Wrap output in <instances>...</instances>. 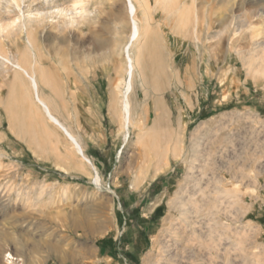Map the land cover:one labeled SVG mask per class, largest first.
<instances>
[{"label":"rangeland","instance_id":"374dc122","mask_svg":"<svg viewBox=\"0 0 264 264\" xmlns=\"http://www.w3.org/2000/svg\"><path fill=\"white\" fill-rule=\"evenodd\" d=\"M63 1L67 16L87 9L88 27L63 34L49 29L37 34V46L67 107L57 101L58 111L83 149L85 142L101 144L85 153L93 149L98 161H91L93 169L59 134L46 136L13 73L0 75V264H145V257L156 261L175 252L184 256L179 264H264V54L262 63L254 60V47L264 40V12L237 30L240 37L205 36L234 14L264 10V0H194L197 39L191 18L177 27L175 15L152 7L131 94L145 133L121 122L117 83L125 78L122 47L130 33L125 0ZM11 2L0 0V24L19 15ZM17 39L23 42L22 34ZM11 40L3 38L5 48ZM157 113L167 117L174 138L164 126L151 127ZM155 179H161L158 192ZM200 188L218 200L204 204L208 214L192 217L196 234L204 235L199 252L195 241L193 248L174 244L173 231L180 232L177 239L190 236L179 222L180 202L189 195L199 200ZM156 204L159 211L148 217ZM121 211L129 213L126 224ZM108 230L121 243L118 256L99 248Z\"/></svg>","mask_w":264,"mask_h":264},{"label":"bare ground","instance_id":"6f19581e","mask_svg":"<svg viewBox=\"0 0 264 264\" xmlns=\"http://www.w3.org/2000/svg\"><path fill=\"white\" fill-rule=\"evenodd\" d=\"M11 1H12L11 4L14 3L16 9L18 8L19 11H17V12L19 13V15L16 18H14L13 20H11V22L8 24L6 22H5V24H0V33L5 31V30L8 31L7 35H5L4 37H2V36L0 37V75L2 74L4 77H7L10 72L13 73L12 74V80L14 81V83H16L15 84V86L17 85L16 88H19V92H20V95L22 96V99L24 100V102H26V104L28 105L31 112L34 113V115L42 123L44 133L46 134V136H52V134L54 135L55 133L59 134V137H61L62 139H65L69 143V145L72 146V148L74 149L76 154L83 161H85L87 164H89L93 168L94 165H92L90 159L84 154L83 146H82V142H81L80 137L76 133H74L72 128L66 123L67 118L65 119L62 116V114L58 111L59 109L56 105L57 101H59V104L61 105V107L59 106L60 109L63 108L66 111L67 107H65V104L62 102L63 98H61L57 94V90L55 89L56 88L55 82L52 79V77L48 71V68L44 67L42 59H41V54L39 52V47L37 46L38 45L37 44V36H38L37 34L41 35L49 29L57 32L58 34H63L65 32H67L68 30H72V29H77V30H80L81 32H84L86 30V28L88 27L86 22L89 20V18H88L89 12H87V9L81 8L79 13L67 16V14H65V13L68 11V9L64 8V5H62L61 0H11ZM78 1H80V0H75L74 4L77 3ZM21 3L24 4V5H22L23 6L22 8H21ZM125 3H126L127 13H128V17H129V25H130V31L129 32L130 33L128 36V40L126 41V43L122 47L123 48V54L125 57V78H122L117 83V87H118V89L120 91V95H121L120 96L121 97L120 98V111H121V117H122L121 122H123V124H122L123 128H128L130 125H133V126L136 125L141 129L140 132L145 133V131H147V130L144 129L145 128L144 125L140 121L138 122V124H136L135 106L133 104L131 94H132V91L134 88L133 73H134V71L138 70L137 68L139 67L140 60H141L140 57L142 56V51L140 48H141V46L145 45V42L149 41V35L150 34H148V32H149L148 30H150V22H149L150 11H151L152 7L158 6V8L162 9L168 16L175 15L176 20H177L176 21L177 27L186 26L187 23L189 22L190 18H191L193 20L192 24L194 26L193 25L192 26H193V34L195 35V38L198 35V31L196 29V26H198V24H199V15L197 14V12L195 14L194 0H154V5H152V0H125ZM256 3H258V2H256ZM12 7H14V6L12 5ZM257 9H258V7H257ZM64 10H65V13H64ZM162 10H159V11H162ZM138 12H139V14L142 15V18L141 17L139 18L137 16ZM263 12H264V10L259 9L258 11H256V13H253V14H248V11L246 13L247 15L243 14L245 12H243L242 14L241 13L240 14H234V15H232L231 18H228V19H230L229 23H226V24L224 23L223 28L217 29V31H214V32H212V31L207 32V33L205 32L206 33L205 36L208 39L209 38H215V39L223 38V39H228V40L234 39V37L235 38L240 37L241 35L237 34V30H239L238 33H240V31H243V29L245 27H247L249 24L251 25V19L253 17L259 19V18H261L259 16ZM58 15L61 17L60 19H59ZM263 15H261L262 18H263ZM255 16H258V17H255ZM203 19L205 20V18H203ZM0 21H1V19H0ZM201 22H202V20H201ZM203 24H205V23H203ZM212 28H211V30H212ZM180 29H182V28H180ZM206 30H207V28H206ZM21 34H22V41L23 42L19 43V40L17 39V37ZM8 37H11L13 40H11V44L5 48L3 38L6 39ZM142 48H144V47H142ZM254 48H255L254 49V53H255L254 54L255 55L254 60L257 62L259 61V63H262L261 55H262V53L264 54V40L263 41L258 40V42L256 43V47H254ZM259 53H261L260 56H259ZM141 67H143V66H141ZM0 81H2V80H0ZM7 82L9 83V81H7ZM7 82H5V83L7 84ZM22 86H24V90H23ZM13 88L14 87H12V89ZM15 92H16V90H15ZM17 93H18V91L16 92V94H14V96L17 95ZM14 96H13V98H15ZM159 110H160V108H159ZM6 112L8 115L11 114V112L10 113L8 111H6ZM163 112H164V109H163ZM166 118L167 117H165V116L163 117L157 113L155 120H154L151 127H154V128L159 127V129H161L160 127L164 126V127H166V129L168 128V130H169L168 131L169 132L168 139L172 138V136L174 138L175 136L173 135V131L169 128L170 127L168 124L169 122H167ZM10 119H11V117H10ZM39 120H38V122H39ZM10 129L13 130L12 124L10 125ZM154 130H156V129H154ZM195 130H197V129H195ZM195 140H197V139H195ZM178 142H179V139L176 138V141L174 143V147L172 149L173 154H176L177 145L179 144ZM195 143L196 142H194V144ZM195 145H197V144H195ZM194 150H195V148H194ZM194 154H195V152H194ZM160 159H158V160H160ZM205 161L206 160H204V162ZM159 162H161V161H159ZM155 165H156V163H155ZM157 165H158V162H157ZM200 167H201V165H200ZM188 168L190 170L191 169L193 170L194 167L191 166ZM203 170H204V168H203ZM93 180L95 183L100 182L99 175L97 174V171H95V170H94ZM193 180L195 181V179H193ZM215 182H217V181H215ZM210 185H212V184H210ZM211 191H213V190H211ZM231 191H233V190H231ZM198 192H199L200 197L199 198H198V196H196V197L199 200L192 199L193 196L191 197L190 195H189L190 196V198H189V196L187 195L188 197L187 196L186 197L188 199L186 200V202H182V201L180 202V208L179 209H181V211H180V221L179 222H182L181 224L184 226V228H188L190 230L189 231L190 233L188 234L190 236H188L187 238H183V239H177V238H179L178 235L180 232H177V229L175 228V230L173 231V235L175 233L176 236H175L173 242H174V244L177 245L178 242L184 241V242H187L188 244H190L189 247H191V244L193 243L192 241H195L197 243L195 248H197L199 251V249L201 250V248L203 246L201 242H203L204 235L198 234V233L196 234V232H198V231H195V226H194L195 221L192 220V217H193V215H199V214H203V213L206 214L207 212H210L211 207H213V206H215V204H217L218 199H216L217 197L213 198L212 196H214V195H212L211 198L210 197L207 198L206 196H204V194H205L204 189L200 188V190H198ZM223 192L224 191H222L221 194H223ZM218 193H220V191ZM191 195H193V194H191ZM220 195H218V196H220ZM207 203H208V205L211 204V207L210 206H208V207L204 206V204L206 205ZM216 207H217V205H216ZM209 218H211V217H209ZM211 220H212V218H211ZM201 221H199V223ZM206 224H207V222H206ZM207 228H209V227H207ZM196 229H197V227H196ZM209 236H210V234H209ZM181 237H182V235H181ZM207 237H208V234H207ZM212 237H214V236H212ZM210 239H211V237H210ZM210 245L211 244H209V246ZM191 248H193V246ZM191 248H190V250H191ZM185 250H186V248H185ZM192 252H194V251H192ZM193 254L191 253V254H188L186 256L188 258L189 262L191 260H194L195 255L193 256ZM167 255L161 256L156 261H152V259L149 258L150 256L145 257L144 263L145 264H179V260H181L184 257L183 255L180 256V253L178 254L176 252L172 256L171 255L167 256ZM8 256H10V254H8ZM190 264H192V263H190Z\"/></svg>","mask_w":264,"mask_h":264},{"label":"crops","instance_id":"0c3cea01","mask_svg":"<svg viewBox=\"0 0 264 264\" xmlns=\"http://www.w3.org/2000/svg\"><path fill=\"white\" fill-rule=\"evenodd\" d=\"M88 140H90V139H88ZM102 142V141H101ZM106 143V139H104V144ZM101 145V144H100ZM100 145H97L96 143H94V142H89V144H86V142H85V149H83V151H84V154L87 152V148H88V146L90 147V148H94V150L95 149H98L99 148V146ZM93 149L91 150V152L89 153H87V154H85L89 159H90V161H92V162H95V161H98V156L95 154V151H94ZM118 178V175L115 177V179H117ZM160 180L161 179H155L153 182H154V186H155V192H158L159 191V188H157V186L158 185H156V184H158V182H160ZM152 182V183H153ZM115 197V198H114ZM113 198L115 199V201H116V203L117 204H119V195H114L113 196ZM121 200H122V202H123V200H124V197H121ZM125 201V200H124ZM124 203V202H123ZM125 204V203H124ZM159 211V207H158V205L156 204L154 207H152V208H150L148 211H147V213H148V217H150V216H155V213L156 212H158ZM132 213V212H131ZM118 215H119V212H118ZM129 215V213L128 212H123V211H121V213H120V217L123 219V224L125 223H127L126 222V216H128ZM147 223H150V221H148ZM126 227H122V229L124 230ZM127 229H128V227H127ZM109 230H108V232H107V234H106V239H105V241H100V243H99V248L103 251V252H105L106 254H113L114 256H118V254H117V251H119V249H120V247H119V245H116V244H121L119 241L117 242V243H114V240H115V236H113L112 238H109ZM124 244H125V242H124ZM123 244V245H124ZM138 245H140V240L138 239L137 241H136V248L138 249ZM124 247V246H123ZM140 250H142V248L140 249Z\"/></svg>","mask_w":264,"mask_h":264}]
</instances>
